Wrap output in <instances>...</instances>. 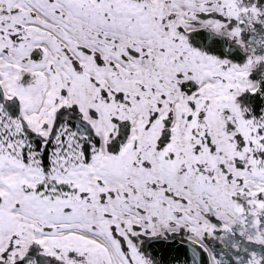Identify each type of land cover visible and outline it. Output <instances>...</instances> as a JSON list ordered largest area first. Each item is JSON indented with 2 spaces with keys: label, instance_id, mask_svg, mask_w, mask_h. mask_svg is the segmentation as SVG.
Listing matches in <instances>:
<instances>
[{
  "label": "snow or ice",
  "instance_id": "obj_1",
  "mask_svg": "<svg viewBox=\"0 0 264 264\" xmlns=\"http://www.w3.org/2000/svg\"><path fill=\"white\" fill-rule=\"evenodd\" d=\"M0 264H264V0H0Z\"/></svg>",
  "mask_w": 264,
  "mask_h": 264
}]
</instances>
